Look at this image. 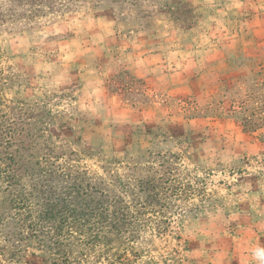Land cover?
Segmentation results:
<instances>
[{"label":"rangeland","instance_id":"obj_1","mask_svg":"<svg viewBox=\"0 0 264 264\" xmlns=\"http://www.w3.org/2000/svg\"><path fill=\"white\" fill-rule=\"evenodd\" d=\"M9 152L15 183L49 157L72 207L113 205L119 235L65 248L85 264H264V0H0ZM25 237L0 227V264L51 262Z\"/></svg>","mask_w":264,"mask_h":264},{"label":"trees","instance_id":"obj_2","mask_svg":"<svg viewBox=\"0 0 264 264\" xmlns=\"http://www.w3.org/2000/svg\"><path fill=\"white\" fill-rule=\"evenodd\" d=\"M232 114L246 126L248 118L242 110H234ZM6 159L11 165L2 171L0 169V193L3 195L0 202V227L5 224L13 225L21 237L25 233L26 239L46 242L45 247L49 251L53 250L55 256L49 259V264H85L83 258L78 260V257L65 250L70 239H76V236H84L87 240L85 242L90 244L99 242V236H104L107 227L110 229L107 234H120L121 222H118V213H108V205L113 206L111 203L104 206L99 201L91 202L93 205L82 202V206L76 208L71 206L69 199L60 196L63 194L68 197L67 192L56 193L55 188L58 185L63 187L59 184L60 181L69 183L72 180V185H75L79 177V174L74 176V171L64 170L63 166L56 164L57 159L44 157L40 163L36 162L38 167L34 172L35 177L29 178L27 185L15 183L17 180H14L13 172L10 171L15 164L14 155L9 152ZM11 186H15V189L5 190ZM38 200L40 203L36 204ZM104 219L110 222L107 225L101 224L100 221Z\"/></svg>","mask_w":264,"mask_h":264},{"label":"clouds","instance_id":"obj_3","mask_svg":"<svg viewBox=\"0 0 264 264\" xmlns=\"http://www.w3.org/2000/svg\"><path fill=\"white\" fill-rule=\"evenodd\" d=\"M254 255L260 258L262 261H264V250H258L257 252L254 253Z\"/></svg>","mask_w":264,"mask_h":264}]
</instances>
